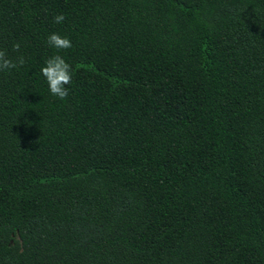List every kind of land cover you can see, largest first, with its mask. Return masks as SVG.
Instances as JSON below:
<instances>
[{
    "label": "trees",
    "instance_id": "1",
    "mask_svg": "<svg viewBox=\"0 0 264 264\" xmlns=\"http://www.w3.org/2000/svg\"><path fill=\"white\" fill-rule=\"evenodd\" d=\"M0 49V264H264V0H0Z\"/></svg>",
    "mask_w": 264,
    "mask_h": 264
},
{
    "label": "clouds",
    "instance_id": "2",
    "mask_svg": "<svg viewBox=\"0 0 264 264\" xmlns=\"http://www.w3.org/2000/svg\"><path fill=\"white\" fill-rule=\"evenodd\" d=\"M55 23H62L65 20L63 14L54 16ZM47 44L55 49H70L71 41L66 37H61L58 33H52L47 37ZM13 50L19 52L20 44L13 45ZM25 57L19 56L16 60L10 59L5 50L0 49V71L15 69L25 64ZM42 75L45 77L51 95L64 100L69 95L66 85L72 82V66L65 61L60 55H54L45 61V66L41 69Z\"/></svg>",
    "mask_w": 264,
    "mask_h": 264
}]
</instances>
